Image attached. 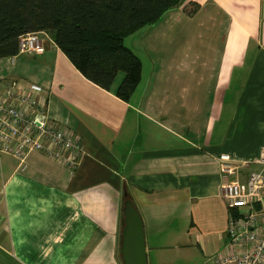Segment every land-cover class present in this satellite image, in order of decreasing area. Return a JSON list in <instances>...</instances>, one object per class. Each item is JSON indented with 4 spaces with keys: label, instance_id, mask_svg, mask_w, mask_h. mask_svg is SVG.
Here are the masks:
<instances>
[{
    "label": "crops",
    "instance_id": "crops-1",
    "mask_svg": "<svg viewBox=\"0 0 264 264\" xmlns=\"http://www.w3.org/2000/svg\"><path fill=\"white\" fill-rule=\"evenodd\" d=\"M38 36L39 54L0 58V87L41 86L49 119L77 134L81 152L71 173L36 153L20 170L0 153V264H122L127 198L148 248L181 223L203 261L219 254L230 210L219 155L247 163L241 180L264 173L255 162L264 145V0H185L131 44L125 38L141 64L127 100L115 92L123 74L104 89Z\"/></svg>",
    "mask_w": 264,
    "mask_h": 264
},
{
    "label": "trees",
    "instance_id": "trees-1",
    "mask_svg": "<svg viewBox=\"0 0 264 264\" xmlns=\"http://www.w3.org/2000/svg\"><path fill=\"white\" fill-rule=\"evenodd\" d=\"M185 0H0V58L17 54L18 38L45 32L90 81L127 100L140 80L141 64L126 36L155 23ZM198 5L187 11L192 15Z\"/></svg>",
    "mask_w": 264,
    "mask_h": 264
},
{
    "label": "built area",
    "instance_id": "built-area-1",
    "mask_svg": "<svg viewBox=\"0 0 264 264\" xmlns=\"http://www.w3.org/2000/svg\"><path fill=\"white\" fill-rule=\"evenodd\" d=\"M37 32L18 38L17 53L39 54ZM43 88L26 82L21 88L0 87V153L17 160L20 170L28 166V156L36 153L71 173L81 152L77 134L49 119ZM219 168L228 178L222 190L229 207L227 242L222 251L201 264H264V173L252 170L241 180L245 161L237 162L222 153ZM255 162L264 166V145Z\"/></svg>",
    "mask_w": 264,
    "mask_h": 264
},
{
    "label": "rangeland",
    "instance_id": "rangeland-1",
    "mask_svg": "<svg viewBox=\"0 0 264 264\" xmlns=\"http://www.w3.org/2000/svg\"><path fill=\"white\" fill-rule=\"evenodd\" d=\"M130 37L131 34L125 37L126 44H131ZM1 61H6V58ZM120 75H122L121 72L118 73L114 82L118 81ZM160 236L163 241L165 240L164 243L161 242L163 246L148 248L145 244L147 264H201L203 262L202 246L184 236L183 224L179 223L175 229L162 232Z\"/></svg>",
    "mask_w": 264,
    "mask_h": 264
},
{
    "label": "water",
    "instance_id": "water-1",
    "mask_svg": "<svg viewBox=\"0 0 264 264\" xmlns=\"http://www.w3.org/2000/svg\"><path fill=\"white\" fill-rule=\"evenodd\" d=\"M122 215L123 226L119 248L122 264H147L142 221L129 198L123 200Z\"/></svg>",
    "mask_w": 264,
    "mask_h": 264
}]
</instances>
